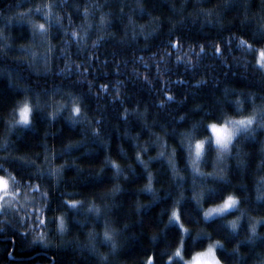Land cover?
Listing matches in <instances>:
<instances>
[{
  "label": "trees",
  "instance_id": "16d2710c",
  "mask_svg": "<svg viewBox=\"0 0 264 264\" xmlns=\"http://www.w3.org/2000/svg\"><path fill=\"white\" fill-rule=\"evenodd\" d=\"M48 2L49 0H0V50L8 52L4 67L12 72L14 77L19 72L18 79L21 83L29 80L34 82L37 76L47 80L48 87L67 88L70 82H75L76 87L72 90L84 98L87 117L93 120L92 127H102L105 138L111 142L107 150L103 144L93 142L90 147L95 148L94 152L84 151L82 145H77V148L70 151V155L63 156L61 149L64 144L69 140L75 142L82 139L84 135L82 129L87 125L72 124L66 119L68 112L62 111L55 120H51L49 126L50 118L42 113L38 114L35 121L36 126L24 127V131L30 133L35 140H47L48 147L54 148L57 154L62 155L61 159L53 161V165L58 166L67 160L69 164L65 171L69 175L75 174V169L71 164L72 160L84 168L82 175L88 176L89 172L99 171L105 155H110L111 159L120 165L125 175H128L129 165L142 169L140 162L135 159V153L140 152L143 147L151 146L147 153L141 152V157L145 161H149V157H157L149 161V171L153 175V187L163 193L165 189L161 187L157 178L163 175L162 168L167 164V159L158 157L157 153L165 150L170 153L174 142L172 140L165 142L160 124L153 125V120L181 125L183 122L176 117L182 114L180 109L185 108V104L180 101L184 95L194 96L192 89L201 87L217 89L216 95L219 96L224 90L225 82L228 86L235 88L252 84L256 85L253 90L259 87V73L244 68V61L251 62V57L242 47L234 43L236 37L243 34L237 31L242 17L237 16L235 11L224 9V0H189L186 6L184 0H139L143 4L142 11L137 10V0H78L79 11L72 6L67 9L57 7L52 10L51 16L46 20L42 13L35 11V8ZM20 3L24 4L23 8L18 7ZM96 4L101 7L96 8ZM173 4L175 8L172 7ZM85 6L89 8L87 17L83 11ZM121 7H123V12L120 11ZM29 8L32 9L30 14ZM201 8L211 12L209 18L213 21L216 20L217 13L227 12V15L223 17V22L226 28H231L235 35H231L216 23H205V14L197 15ZM20 12L25 13L24 21L16 19ZM240 12H243V8ZM68 13L72 14V23L67 18ZM253 13H260L259 0H255L248 15L251 16ZM57 15L62 18L63 28L55 21ZM101 16L105 17L103 25L100 23ZM4 17H12L13 20L12 23L7 24V27H5ZM234 17V24H229L228 21L233 20ZM129 18L133 23H129ZM28 21L36 24L45 23L48 28L46 37L39 32L33 37ZM177 21H180L177 25L179 31L177 28H172V24ZM158 26H160V31H153ZM169 28L171 32L168 31ZM73 31L79 35L73 36ZM176 40H180V44L172 47L169 41L175 42ZM94 41L98 42L94 43ZM21 44L23 47L19 46ZM217 44L221 46L222 53L214 51ZM201 46H204L203 51H201ZM48 48L52 51H47ZM61 49L66 51H61ZM33 53H35L36 65L41 68L39 73L28 66L33 60ZM18 56L25 58H13ZM177 56L181 59H176ZM46 57L51 66L50 72L43 70ZM77 64L82 67L77 69L75 67ZM84 68L88 71L84 72ZM69 72L71 75H68ZM244 72H247L248 79L242 74ZM145 77L148 78L145 79ZM202 79H207L209 83L206 85L195 83L196 80ZM88 81L93 82L91 87ZM102 84H108L109 87L102 88ZM21 91L22 89L15 87L13 83H9L7 76H0V116L6 119L11 118L10 109L13 101L17 99L15 93ZM117 91H119V97L113 99L117 96ZM168 93L174 94L175 99L168 100ZM208 95L210 93L201 94L196 102H204ZM55 99L60 101L62 98L57 96ZM161 101L165 103L162 104ZM125 108L130 110L126 115L124 114ZM133 109L135 111H131ZM48 110L52 111V107ZM165 113H170V115H165ZM141 114L146 118L150 128H145L139 122ZM100 117L104 119L101 120ZM56 128H59L60 132H56ZM46 130L47 136L44 135ZM65 130H70L75 135L65 137L62 135ZM126 130L130 131L132 137H136L139 146L130 136L123 135ZM257 131L259 136V130ZM137 133L140 135L137 136ZM4 136V125L0 124V142ZM157 136L161 137L159 141H157ZM15 138V136L12 137V139ZM259 139H264V136H259ZM117 145H121L122 148L118 149ZM249 145H254L257 150L259 149L257 140L246 141L245 151H249ZM44 147L42 143H29L14 154L27 153L33 159H37L33 154L37 151L43 153ZM65 151L68 150L65 149ZM82 152L83 155H81ZM212 156L214 158L215 153ZM259 157V152H254V161L244 177L249 188H252L260 174H264L261 170L255 169V162L259 161ZM37 162H43V155ZM180 163L182 167L183 162ZM45 167L48 165L45 164ZM202 171L209 172L212 168L202 167ZM113 172L112 166L108 165L106 174L103 176H88V179L78 177L76 182L66 179L59 185H49L46 174L42 180H34L33 183L42 185L40 191L47 190L52 196L51 208L45 206L40 215L42 217L47 215L50 218L58 215L62 210L61 200L63 199L102 203L99 198L93 200V195L104 189H96L94 185L112 180ZM131 174L137 180L140 179L135 171ZM115 183L124 191L117 193L116 203L121 206L122 214L114 218L113 226L121 228L124 223L131 222L129 229L124 231V236L128 238L121 237L123 248L119 256L120 264H147L148 256H155L159 251V249H154V242L151 239L158 229L142 228L135 208L137 202L147 204L150 194L137 192L136 189L142 184H136L132 180L125 181L124 176H121ZM112 186L109 184L107 187ZM40 191L32 189L27 199L21 198L15 203L14 207L20 209L18 216L23 219H17L15 215H12V209H9V219L17 224V227L9 225L7 234L0 236V264H90V261L96 257L84 247L87 243V233L92 227L87 220L84 223L88 224V228H85L80 220H72L69 230L64 234L57 231L51 220L46 226L37 227L33 223L35 214L31 195L34 193L36 200L42 201ZM255 194L253 190V199ZM163 199L167 200L168 197L164 196ZM107 202L111 203V200ZM254 202L257 207L249 211L251 216L258 218L264 215V209L259 208L261 201L254 200ZM18 203L19 205L23 203V205L19 206ZM162 207L159 201L155 204H147L146 208L141 210L140 215L152 209L160 213ZM71 214L76 213L72 210ZM2 219L3 217H0V220ZM80 219H84L83 214ZM227 219H235V216H228ZM163 221L167 222V216L163 217ZM157 222L159 223V220ZM210 222L205 221L202 225H191L190 227L195 230L203 228L207 232L214 233V228L207 226ZM95 223L102 229V219H97ZM241 223H246V219ZM172 226L169 224V227ZM160 228H163V223H160ZM258 231L264 232V228H258ZM41 232L47 233L54 244L45 246L36 241L30 247L25 246L26 241ZM193 234L195 235V231ZM243 235V233L240 234V239H243ZM222 238V236L213 234V239ZM61 240L69 243L61 245ZM76 244L80 247H75ZM57 245L60 246L57 247ZM100 250L106 252L108 249L105 246L100 247ZM53 257L55 260L52 259ZM156 264H160L159 260Z\"/></svg>",
  "mask_w": 264,
  "mask_h": 264
},
{
  "label": "snow or ice",
  "instance_id": "6c2138e0",
  "mask_svg": "<svg viewBox=\"0 0 264 264\" xmlns=\"http://www.w3.org/2000/svg\"><path fill=\"white\" fill-rule=\"evenodd\" d=\"M188 2L189 0H184V5L186 6ZM254 2L255 0H224L223 8L235 11L237 16L242 17L237 31H241L243 34L237 36L234 43L242 47L251 57V62L244 61V68L259 73V87L257 90H253L256 85L252 84L235 88L228 86V83L225 82L224 90L219 96L216 95L217 89L203 87L192 89L195 95L191 97L184 95L180 101L185 104V108L180 109L182 114L176 117L183 122L181 125L153 120V125L160 124L165 142L167 140L174 142L170 153L166 150L157 153L158 157L167 159V164L162 168L163 175H159L157 178L161 187L165 189L164 192L161 193L160 190L153 187V175L149 171V161L157 157H149V161H145L141 157V152L147 153L151 146L143 147L140 152L135 153V159L140 162L142 169L129 165L128 175H125L120 165L112 160L110 155H105L99 171L88 173V176H103L106 174L108 165L114 169L112 180L94 185L96 189H104L93 195V200L99 198L102 203L63 199L61 200L62 210L51 218L47 215L43 217L40 215L45 206L51 208V193L47 190L40 191L42 185L33 183V181L42 180L45 174L48 177L49 185H59L66 179L76 182L78 177L88 179V176L82 175L84 168L76 164L75 160L71 161L75 169L74 175H69L65 171L69 164L67 160L58 166H54L53 161L61 159L62 155H70V151L77 148V145H82L84 151L94 152L95 148L90 147L93 142L103 144L106 150L111 142L105 138L102 127H92L93 120L87 117L84 98L72 90L76 87L75 82H70L67 88L48 87L47 80L37 76L34 82L29 80L21 83L18 79L19 72L14 77L13 73L4 67L8 52L0 50V76H7L9 83L22 89L21 92L15 93L17 99L13 101L10 109L11 118L6 119L4 116H0V124H3L5 129V136L0 142V153H4V155H0V217H3L0 220V236L7 234L9 225L17 227V224L9 219V209H12V215H15L17 219H23L18 216L20 209L15 208L14 205L21 198L27 199L29 191L35 189L40 191V196L43 198L42 201H37L35 194L31 195L35 214L33 223L37 227L39 225L46 226L51 220L57 231L64 234L69 230L72 220H80V223L88 228V224L84 223L87 220L92 227L87 233V243L84 247L96 257L90 261V264H120L119 256L123 248L121 237L128 238L124 236V231L129 229V223H131H124L121 228L113 226L114 218L122 214L121 206L116 203L117 193L124 191L115 181L124 176L125 181L132 180L136 184H142L136 191L150 194L147 204H155L159 201L163 205L160 213L152 209L146 214L140 215L141 210L146 208L147 204L136 203L135 211L141 227L158 229L151 239L154 242V249H159V251L155 256H148L147 264H156L157 260L160 264H264V232L258 231V228H264V215L258 218L253 217L249 211V209L257 207L254 200L261 201L259 208L264 209V174L259 175L252 188H249L244 180L254 161V152L256 151L259 152L260 157L259 161L255 162V169L264 172V139H259V136H264V0H259L260 13H253L250 16L248 12ZM70 6L77 11L80 9L78 0H49L47 4L37 6L35 11L42 13L47 20L54 8L67 9ZM18 7L23 8L24 4L20 3ZM95 7L100 8L101 6L96 4ZM172 7L175 8V4ZM241 8H243L242 13L240 12ZM137 10H143V4L139 0H137ZM83 11L87 17L88 6H85ZM120 11L123 12V7L120 8ZM28 12L30 14L32 9L29 8ZM199 13L205 14V23H216L231 35H235L232 29L226 28L223 22V17L227 15V12L217 13L215 21L209 18L211 16L209 10L201 8L197 15ZM67 18L70 23L73 22L71 13H68ZM16 19L24 21L25 13H18ZM4 20L6 21L5 27L13 22L12 17H4ZM55 21L63 28L62 18L59 15L55 17ZM234 22L235 17L228 21L229 24H234ZM28 23L31 25L33 37L38 32L46 37L48 28L45 23L36 24L31 21ZM100 23L101 25L105 23L104 16H101ZM129 23H133L131 18H129ZM179 23L180 21L173 23L172 28H177ZM177 30L180 29L177 28ZM153 31L159 32L160 26ZM168 31L171 32V28ZM72 35L77 36L79 33L73 31ZM245 36L248 38L245 39ZM97 42L94 41V43ZM169 44L175 47L180 44V40L169 41ZM19 46L23 47L22 44ZM203 50L204 46H201V51ZM47 51L51 52L52 49L48 48ZM61 51L66 50L61 49ZM214 51L222 53L223 50L217 44ZM34 57L35 53H33V60L28 66L39 73L41 68L36 65ZM13 58L23 59L25 57ZM176 59H181V57L177 56ZM75 67L80 69L82 66L77 64ZM43 70L51 71L47 57L44 60ZM83 71L87 72L88 70L84 68ZM242 74L248 79L247 72ZM68 75H71V72ZM147 78L145 77V79ZM85 79L87 78L85 77ZM92 83V81H88L89 87ZM195 83L206 85L209 81L202 79L196 80ZM101 87L107 89L109 85L102 84ZM206 93H210V95L204 102H196L201 94ZM57 96L62 99L57 101L55 99ZM118 97L119 91L113 99ZM167 99L174 100L175 95L168 93ZM161 103L165 102L161 101ZM49 107H52V111L48 110ZM98 107L102 106L98 105ZM62 111L68 112L66 119L70 120L72 124H86L87 127L82 129L83 138L75 142L69 140L61 149L62 155H60L54 148L48 147L47 140H35L30 133L24 131V127H35L37 116L41 113L50 118V126L51 120H55ZM129 111L125 108L124 114L126 115ZM165 115H170V113H165ZM99 119L103 120L104 117ZM139 122L145 128H150L142 114ZM125 127L127 129V123ZM257 130H259V136ZM55 131L60 132V129L56 128ZM44 135L47 136V130ZM62 135L71 137L75 133L65 130ZM123 135L130 136L138 145V140L131 136L130 131L126 130ZM139 135L140 133H137V136ZM13 136L16 138L12 139ZM160 139L161 137L157 136V141ZM250 139L258 141V150L254 145L248 146L249 151L244 150L245 142ZM157 141H153V143H157ZM29 143L45 145L43 153L37 151L33 154L37 159H33L27 153L14 154ZM158 146L162 147L163 145ZM117 148L121 149L122 146L117 145ZM213 153H215L214 158ZM41 155H43V162L38 163L37 160ZM181 161L183 162L182 167ZM45 164L48 167H45ZM202 167H211L212 171L204 172ZM133 171L140 176L139 180L131 174ZM253 174H255L254 170ZM109 184L113 186L108 188ZM253 190L256 193L254 199ZM164 196H167L168 199H163ZM108 200H111V203H108ZM65 205L66 208L63 207ZM206 205L208 207H205ZM244 205L247 207H243ZM72 210L75 211V215L71 214ZM81 214H83V220L80 219ZM26 215L28 214L26 213ZM164 216H167L166 223L163 221ZM228 216H235V219H227ZM213 217L217 219H212ZM97 219H102V229L96 225ZM245 219L246 223H241ZM205 221H211L207 226L214 228V233L207 232L203 228L195 230L190 227L191 225H202ZM160 223H163V228H160ZM169 224L173 226L169 227ZM241 233L244 234L243 239H240ZM213 234L223 238L213 239ZM36 241L45 246L54 244L47 233L41 232L26 241L25 246L30 247ZM68 243V241L61 240V245ZM59 246L57 245V247ZM105 246L110 249L111 255L100 252V247ZM75 247H80V245L76 244ZM52 259L55 260V257Z\"/></svg>",
  "mask_w": 264,
  "mask_h": 264
},
{
  "label": "clouds",
  "instance_id": "9594fccd",
  "mask_svg": "<svg viewBox=\"0 0 264 264\" xmlns=\"http://www.w3.org/2000/svg\"><path fill=\"white\" fill-rule=\"evenodd\" d=\"M105 244H107V242H105ZM107 249H108V250H107L106 252H103V251H101L100 249H99V250H100L101 253H103V254H105V255H111L110 249H109L108 247H107Z\"/></svg>",
  "mask_w": 264,
  "mask_h": 264
},
{
  "label": "rangeland",
  "instance_id": "374dc122",
  "mask_svg": "<svg viewBox=\"0 0 264 264\" xmlns=\"http://www.w3.org/2000/svg\"><path fill=\"white\" fill-rule=\"evenodd\" d=\"M17 205H19V203ZM22 205H23V203H21L19 206H22Z\"/></svg>",
  "mask_w": 264,
  "mask_h": 264
}]
</instances>
